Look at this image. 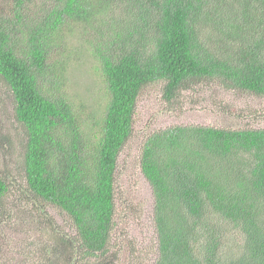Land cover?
<instances>
[{
    "label": "trees",
    "instance_id": "trees-1",
    "mask_svg": "<svg viewBox=\"0 0 264 264\" xmlns=\"http://www.w3.org/2000/svg\"><path fill=\"white\" fill-rule=\"evenodd\" d=\"M31 1L6 0L0 13V90L20 133L15 142L0 125V155L22 159L20 172L0 168V226L15 185L36 215L49 206L70 219L74 238L44 219L47 264H106L117 258L115 174L141 92L163 84L170 103L217 82L264 99V0H52L35 18ZM115 9L131 18L124 30L103 24L93 49L109 99L91 142L56 87L51 53L64 24ZM140 167L154 196L155 264H264V129L173 126L146 138Z\"/></svg>",
    "mask_w": 264,
    "mask_h": 264
},
{
    "label": "rangeland",
    "instance_id": "rangeland-1",
    "mask_svg": "<svg viewBox=\"0 0 264 264\" xmlns=\"http://www.w3.org/2000/svg\"><path fill=\"white\" fill-rule=\"evenodd\" d=\"M5 1L0 0V13L7 6ZM51 4L52 0H32L29 8L35 18ZM123 13L117 9L109 11L103 21L102 18L96 23L90 22L92 27L89 23L67 22L59 31L51 53L56 87L82 119L83 130L91 142L99 137L109 99L104 75L92 53L96 40L102 41L103 24L113 31L126 29L131 17ZM162 86L155 83L141 92L132 137L118 159L115 227L111 241V253L117 252V258L108 259L106 264H155L158 259L154 196L140 167L141 149L150 134L173 126L264 129V99L253 94L228 90L217 82H203L181 92L176 100L168 103L163 99ZM4 92L0 90V125H3L4 134L12 135L13 141L18 142L20 133L12 125L11 108ZM20 160L18 153L5 158L0 155V168L13 165L12 169L20 172ZM1 214L4 218L0 226V264H47L42 251L46 253L47 247L49 250L53 247V237L51 229H45L44 219L50 220L53 227L60 228L68 237H75L70 219L64 213L47 206L39 210L37 216L32 205L21 200L15 185L5 197ZM70 260L68 264H80L77 258ZM63 261L58 264H67Z\"/></svg>",
    "mask_w": 264,
    "mask_h": 264
}]
</instances>
